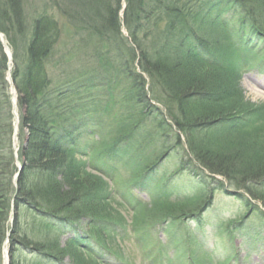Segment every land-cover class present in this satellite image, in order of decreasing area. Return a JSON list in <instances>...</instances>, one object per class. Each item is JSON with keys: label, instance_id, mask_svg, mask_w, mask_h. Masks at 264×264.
I'll return each mask as SVG.
<instances>
[{"label": "trees", "instance_id": "1", "mask_svg": "<svg viewBox=\"0 0 264 264\" xmlns=\"http://www.w3.org/2000/svg\"><path fill=\"white\" fill-rule=\"evenodd\" d=\"M25 2L0 0L20 125L29 135L16 187L10 61L0 40V264L9 233L10 264L67 257L73 264H120L99 249L125 262L112 236L126 218L106 205L119 178L109 167L117 164L133 184L163 186L149 204L130 202L132 231L144 247L150 240L139 234L141 226L199 218L217 190H231L249 209L258 207L255 201L264 208V105L249 104L240 85L249 52L264 43V0L258 6L254 0H57L30 25ZM61 45L67 50L56 59ZM75 57L90 68L81 77L70 69ZM55 63L63 69L60 80ZM101 79L109 92L104 108L81 98ZM180 145L208 172L193 196L172 188L179 171L159 172ZM67 231L74 235L63 245Z\"/></svg>", "mask_w": 264, "mask_h": 264}, {"label": "rangeland", "instance_id": "2", "mask_svg": "<svg viewBox=\"0 0 264 264\" xmlns=\"http://www.w3.org/2000/svg\"><path fill=\"white\" fill-rule=\"evenodd\" d=\"M53 1L54 3L57 2V0H26L28 24L33 23L46 3L50 4ZM260 1L254 0L255 5L258 6ZM56 14L60 18L61 24L73 31L74 27L69 20L65 16H61L58 10ZM17 39L21 41L19 37ZM256 45L254 52H249L252 56L250 58V66L244 71L240 85L249 104L264 105V43L261 44V41H259ZM59 48L56 59L63 56L67 50L63 45ZM19 50L23 54L22 45ZM248 51L242 53L243 56H246ZM258 53L259 55H257ZM9 61V68L14 69L16 67L15 62L13 59L10 60V58ZM86 64L85 58L75 57L73 66L70 68L75 77H81V75L89 71L90 68ZM52 70L53 75L57 76L61 74L60 72L63 69L55 63ZM105 76V73L101 74V77ZM62 77L63 75L61 74L57 79L60 80ZM106 80L102 81L101 79L95 82L91 88L92 90L84 93L81 98H84L89 103L94 98L95 102L98 101V106L104 108V105L109 103L108 87L102 85L107 82ZM109 106L111 107V105H108V109L112 110ZM115 114L116 111L114 112V117ZM115 134L113 132L112 136L114 137ZM18 135L21 148L22 145L25 146L27 143L29 137L28 129L22 128L20 125ZM13 136L14 146L15 135L13 134ZM94 139H96V136L93 138L87 137L85 142H92ZM184 145L186 146L185 142ZM14 153L16 154L15 146ZM92 158L94 157L92 156ZM163 161L159 172L171 175L172 172L179 171L171 180L174 185L172 188L177 192L193 196L196 194L197 186L199 187L200 183L208 178L205 177L208 172L202 169L201 165L189 156L187 149H184L183 145L178 147V151L177 149L176 151H170V156ZM100 162L105 164V167L107 166V160L105 163L103 160ZM16 166L20 172L19 166H23L20 157L16 160ZM115 167L116 169L109 167L108 171L110 174L119 177L115 187L112 180L104 175L109 185H111V191L114 187L111 194L112 197L107 200L106 205L108 207L109 205L112 206V209L111 207L109 209L113 213L120 212L126 218V221H124L125 225L121 226L123 229L120 230V234L112 236V244L115 249L118 247L122 251L125 262L118 260L115 253L99 249L104 259L120 264H193V260H197L199 264H264V212L261 211V207L258 210H249L244 202L240 201L237 196L232 195L233 192L231 190L215 191L209 206L199 214V218L195 216L194 218H185L183 222L181 220L168 225V228H166L167 225L165 223L145 229L141 226L139 234L150 240L147 246L144 247L145 244L141 243L140 237L134 235V231H132V228L134 230L132 226L134 212L132 211L133 205L130 202L134 204L141 200L149 204L153 193L161 191L163 186L155 184L154 180L146 184H133L130 180L131 174L127 173L123 164H117ZM217 178L225 180L219 175ZM258 204L261 205L259 201ZM230 223L234 224V226L230 225ZM231 226H233L232 229H230ZM73 235L72 231H67L63 234L60 238L63 245L67 242V238ZM191 256L193 260L190 259ZM57 264H73V262H71V258L67 257L57 262Z\"/></svg>", "mask_w": 264, "mask_h": 264}, {"label": "water", "instance_id": "3", "mask_svg": "<svg viewBox=\"0 0 264 264\" xmlns=\"http://www.w3.org/2000/svg\"><path fill=\"white\" fill-rule=\"evenodd\" d=\"M0 40H2V42H3V45H4V47H5V49L7 50V52H8V54H9V58H10V60H12V50H10V47L8 46V44H7V40L5 39V34L3 33V32H1L0 31ZM12 82V81H11ZM12 84H14V82H12ZM14 102L13 103H15L14 104V109H13V114H15V118H17V120H18V115L16 114V109H17V105H16V101L15 100H13ZM18 123V121H16L15 122V125ZM20 167V169L22 170L23 169V166H19ZM19 175H20V173H18L16 176H15V183L17 184L18 183V180H19ZM4 254H5V258H7V261L5 262V258H4V264H9V261H10V257H9V254H8V250H5L4 251Z\"/></svg>", "mask_w": 264, "mask_h": 264}, {"label": "bare ground", "instance_id": "4", "mask_svg": "<svg viewBox=\"0 0 264 264\" xmlns=\"http://www.w3.org/2000/svg\"><path fill=\"white\" fill-rule=\"evenodd\" d=\"M16 114L18 115L19 117V114H18V109H16ZM17 121V119H15V122ZM17 127H16V137H15V140H14V146H15V149H16V156H18V152L20 151V146H19V135H18V129H19V125L16 124ZM16 176V175H15ZM14 176V178H15ZM16 179V178H15ZM14 183H15V180H14ZM15 186H17V184L15 183ZM7 261V258H5V262Z\"/></svg>", "mask_w": 264, "mask_h": 264}]
</instances>
